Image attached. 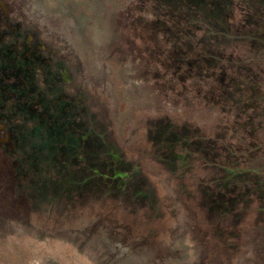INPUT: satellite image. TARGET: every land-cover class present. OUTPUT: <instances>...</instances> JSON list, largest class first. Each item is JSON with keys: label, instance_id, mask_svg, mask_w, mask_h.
<instances>
[{"label": "rangeland", "instance_id": "374dc122", "mask_svg": "<svg viewBox=\"0 0 264 264\" xmlns=\"http://www.w3.org/2000/svg\"><path fill=\"white\" fill-rule=\"evenodd\" d=\"M17 21L119 163L31 111ZM0 264H264V0H0Z\"/></svg>", "mask_w": 264, "mask_h": 264}, {"label": "flooded vegetation", "instance_id": "af4514ba", "mask_svg": "<svg viewBox=\"0 0 264 264\" xmlns=\"http://www.w3.org/2000/svg\"><path fill=\"white\" fill-rule=\"evenodd\" d=\"M16 23L22 25V30L17 31L16 36L20 37L23 40L26 49L23 54L21 52L20 56L15 57L16 61L20 63V67L23 69L22 73L25 74V78L20 77L18 78V80L19 82H23V90L26 92V95L29 96L27 99H25V102L30 105L31 111L35 114L40 115L42 122L45 123L46 127L49 126L54 131L60 132L62 136H64V138L69 135L70 140L66 138V140L63 139V145L72 149L78 147L80 148L81 146H83V148H85L87 152H89L88 155L83 156L77 161V163L80 165V169L82 170V172L86 171L87 169H91V173H95L96 169L93 170L94 168H110L112 165L110 160L111 157L117 159V162L119 163L120 161L114 153L115 149H117L115 145L105 139L101 140L98 137L101 132V130L99 132L100 127H104L105 125L104 121L102 122L103 117L101 114H99L100 112L98 108H96L94 110L95 113H93V111L88 109L86 99H81V94L77 97H74L75 95L72 96V90L65 91L66 94L62 93L61 96L58 95L57 99L53 98L52 100L47 101V93L45 91V88H50V90L56 91L57 89L63 87L66 84H68L69 86H73V84L75 83L73 77L74 74H70V67L67 65L65 60L64 65H62L61 70H59L57 68L58 66H60V64L57 63V59L59 60L58 57H55L53 59V62H48L45 60L42 62L41 58L39 57L38 60H41V62L43 63V67L44 65H46V63H49V68L46 70V76L49 80L41 81V77L34 75L32 73V66H30L26 62L29 56L31 54H43L47 51H50L51 53L55 54L56 50L52 49L51 51L50 46L48 47L45 43L36 46L35 40H41L42 38L36 36L32 30L28 33H25L24 29H26L27 26L24 22L17 21ZM11 32H15V29L13 27L11 29ZM68 61L71 62L70 59H68ZM44 69H46V67H44ZM47 82H50L48 84L52 83V85H45V83ZM76 85L77 84L74 85V88L76 87ZM33 91H36L38 93V98L34 99L33 96L30 95V93H33ZM69 95L71 97L68 98ZM86 114L87 117L89 116L88 118L86 117ZM93 115L95 119H93ZM100 119L101 121H99ZM93 126L96 127V134H94L93 132ZM82 129H87L88 133L81 134L83 132ZM73 133L77 135L79 134V137L76 135L78 139L74 138V140L72 141L71 135ZM103 149H106L105 155H102L100 152ZM58 162L60 164L62 163V168H64L66 172H71L72 168L75 167L68 161L60 160ZM114 163L115 162H113V164ZM74 171L75 173L78 172L76 170Z\"/></svg>", "mask_w": 264, "mask_h": 264}, {"label": "bare ground", "instance_id": "6f19581e", "mask_svg": "<svg viewBox=\"0 0 264 264\" xmlns=\"http://www.w3.org/2000/svg\"><path fill=\"white\" fill-rule=\"evenodd\" d=\"M62 245V244H61ZM65 246V245H64Z\"/></svg>", "mask_w": 264, "mask_h": 264}]
</instances>
